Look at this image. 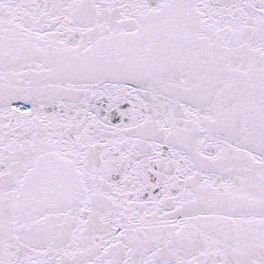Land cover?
I'll return each mask as SVG.
<instances>
[{
	"label": "snow or ice",
	"instance_id": "6c2138e0",
	"mask_svg": "<svg viewBox=\"0 0 264 264\" xmlns=\"http://www.w3.org/2000/svg\"><path fill=\"white\" fill-rule=\"evenodd\" d=\"M0 264H264V0H0Z\"/></svg>",
	"mask_w": 264,
	"mask_h": 264
}]
</instances>
